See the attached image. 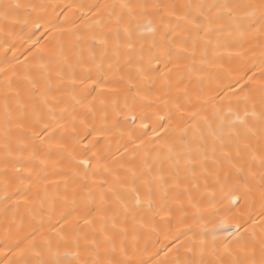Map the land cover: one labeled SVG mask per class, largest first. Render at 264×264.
Masks as SVG:
<instances>
[{"label": "snow or ice", "instance_id": "1", "mask_svg": "<svg viewBox=\"0 0 264 264\" xmlns=\"http://www.w3.org/2000/svg\"><path fill=\"white\" fill-rule=\"evenodd\" d=\"M0 232V264H264V0H0Z\"/></svg>", "mask_w": 264, "mask_h": 264}, {"label": "bare ground", "instance_id": "2", "mask_svg": "<svg viewBox=\"0 0 264 264\" xmlns=\"http://www.w3.org/2000/svg\"><path fill=\"white\" fill-rule=\"evenodd\" d=\"M59 2H63V3H69V2H76L79 3L80 0H59ZM39 37L41 40V43L45 42V37L40 36L39 31L36 33V35L33 37V39ZM29 46V44L24 43L23 41H20V50L16 52V55L19 56L21 59H23V55L22 53L24 52V50ZM12 53H9V56H11ZM161 239H163L161 237ZM3 246V233L0 232V247Z\"/></svg>", "mask_w": 264, "mask_h": 264}]
</instances>
